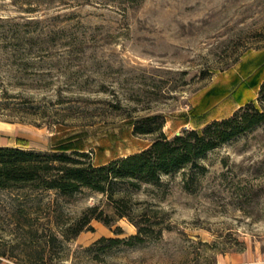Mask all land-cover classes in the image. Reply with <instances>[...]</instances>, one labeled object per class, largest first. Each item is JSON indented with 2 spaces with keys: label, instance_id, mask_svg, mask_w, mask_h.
Wrapping results in <instances>:
<instances>
[{
  "label": "rangeland",
  "instance_id": "374dc122",
  "mask_svg": "<svg viewBox=\"0 0 264 264\" xmlns=\"http://www.w3.org/2000/svg\"><path fill=\"white\" fill-rule=\"evenodd\" d=\"M263 77L264 0H0L2 147L103 163L229 117ZM148 118L155 132L133 136ZM199 166L130 191L149 234L111 249L96 242L136 235L128 219L63 236L89 208L114 217L104 195L0 189V264L264 263V124Z\"/></svg>",
  "mask_w": 264,
  "mask_h": 264
},
{
  "label": "trees",
  "instance_id": "16d2710c",
  "mask_svg": "<svg viewBox=\"0 0 264 264\" xmlns=\"http://www.w3.org/2000/svg\"><path fill=\"white\" fill-rule=\"evenodd\" d=\"M156 118L134 122L133 136L151 135ZM264 124V77L258 87L256 102H247L229 117L213 121L199 130H183L178 136L168 138L159 133L147 147L137 153L95 163L89 153L70 148L53 149L48 152L27 150L20 146H0V189L55 191L61 197H71L82 190L104 195L113 210L114 217L98 213L97 207L89 208L84 217L72 229L73 239L83 230L91 231L92 220L111 228L116 220L128 219L137 228V234L126 240L101 238L105 249L120 244H141L149 232L138 227L131 219L130 191L142 186H157L162 176L172 175L186 168H198L199 161L207 153L223 146L254 128ZM116 228L113 233L121 234ZM57 240V239H54Z\"/></svg>",
  "mask_w": 264,
  "mask_h": 264
},
{
  "label": "bare ground",
  "instance_id": "6f19581e",
  "mask_svg": "<svg viewBox=\"0 0 264 264\" xmlns=\"http://www.w3.org/2000/svg\"><path fill=\"white\" fill-rule=\"evenodd\" d=\"M223 91V90H222ZM218 92V96H219V98L223 95V94H226L227 93V91H223V92H220V91H217ZM222 98V97H221ZM205 106H206V104H204L203 106H201L200 108H205Z\"/></svg>",
  "mask_w": 264,
  "mask_h": 264
},
{
  "label": "crops",
  "instance_id": "0c3cea01",
  "mask_svg": "<svg viewBox=\"0 0 264 264\" xmlns=\"http://www.w3.org/2000/svg\"><path fill=\"white\" fill-rule=\"evenodd\" d=\"M238 264H250V263H248L243 257V260H241ZM251 264H264V263H251Z\"/></svg>",
  "mask_w": 264,
  "mask_h": 264
},
{
  "label": "water",
  "instance_id": "95a60500",
  "mask_svg": "<svg viewBox=\"0 0 264 264\" xmlns=\"http://www.w3.org/2000/svg\"><path fill=\"white\" fill-rule=\"evenodd\" d=\"M178 135H179V133L176 134V136H178Z\"/></svg>",
  "mask_w": 264,
  "mask_h": 264
}]
</instances>
